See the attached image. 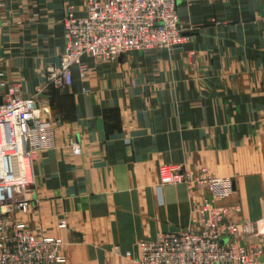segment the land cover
I'll list each match as a JSON object with an SVG mask.
<instances>
[{
  "label": "crops",
  "instance_id": "crops-1",
  "mask_svg": "<svg viewBox=\"0 0 264 264\" xmlns=\"http://www.w3.org/2000/svg\"><path fill=\"white\" fill-rule=\"evenodd\" d=\"M85 3L0 0V81L19 85L23 97L34 94L46 68L60 64L66 9L82 17ZM176 5L188 30L176 50L131 52L113 64L83 58L85 77L74 68L60 96L47 87L36 98L37 114L53 123L54 146L36 157L35 204L24 220L72 246L70 264L82 260L74 251L116 245L135 253L140 240L184 229L187 189L165 186L159 201V166L195 174L211 167L226 176L237 165L230 157L264 131V0Z\"/></svg>",
  "mask_w": 264,
  "mask_h": 264
},
{
  "label": "built area",
  "instance_id": "built-area-1",
  "mask_svg": "<svg viewBox=\"0 0 264 264\" xmlns=\"http://www.w3.org/2000/svg\"><path fill=\"white\" fill-rule=\"evenodd\" d=\"M64 51L60 64L45 70V82L23 97L16 84L0 81V264H65L59 237L31 229L24 217L34 207L33 166L39 153L54 146L53 124L37 114L36 98L47 87L70 88L73 69L81 78L83 58L100 64L116 63L131 52L174 51L188 41L177 15L176 0H86L85 14L76 17L68 7L62 20ZM191 31V29L189 30ZM3 91V92H2ZM73 156L80 154L74 141ZM156 194L162 201L165 186L183 184L194 218L179 232H166L154 240H140L135 253L113 252L120 264H259L264 232L247 220L238 221V206L222 204L234 184L201 168L159 166ZM64 220L57 228L65 229ZM257 238V243H245Z\"/></svg>",
  "mask_w": 264,
  "mask_h": 264
},
{
  "label": "rangeland",
  "instance_id": "rangeland-1",
  "mask_svg": "<svg viewBox=\"0 0 264 264\" xmlns=\"http://www.w3.org/2000/svg\"><path fill=\"white\" fill-rule=\"evenodd\" d=\"M192 56L191 54V57ZM55 90L58 92L56 94L59 95V89ZM232 160L235 161L237 165L233 169L229 167L231 172L226 176L221 174L223 171L211 167L203 168L217 177L228 178L232 181L234 184V192L228 198L230 204L226 205L239 207V214L235 217L236 220H247L252 224H256L259 231L264 232V131L259 137L254 139V142L252 141L247 145L244 151L242 149L240 154L230 157V161L233 163ZM235 182L237 185V192H235ZM194 217L190 208V214L188 215L187 226L185 228L190 225V221ZM62 242V251L66 256L65 264H70V249L72 246L63 240ZM114 246L116 245H113L109 250L100 252L90 250L74 251V259H76V257L78 259L79 256H82V260H80L78 264H118V260H120V264L122 260L119 255L114 254Z\"/></svg>",
  "mask_w": 264,
  "mask_h": 264
}]
</instances>
